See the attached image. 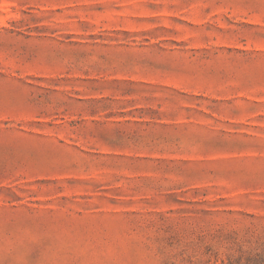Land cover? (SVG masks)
I'll return each instance as SVG.
<instances>
[{
  "label": "rangeland",
  "instance_id": "rangeland-1",
  "mask_svg": "<svg viewBox=\"0 0 264 264\" xmlns=\"http://www.w3.org/2000/svg\"><path fill=\"white\" fill-rule=\"evenodd\" d=\"M0 264H264V0H0Z\"/></svg>",
  "mask_w": 264,
  "mask_h": 264
}]
</instances>
